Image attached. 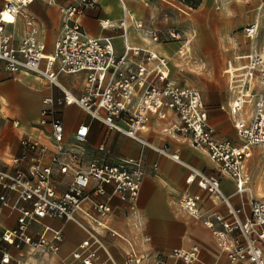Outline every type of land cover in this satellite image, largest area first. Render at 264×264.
I'll return each mask as SVG.
<instances>
[{
    "label": "crops",
    "instance_id": "0c3cea01",
    "mask_svg": "<svg viewBox=\"0 0 264 264\" xmlns=\"http://www.w3.org/2000/svg\"><path fill=\"white\" fill-rule=\"evenodd\" d=\"M75 1L33 0L16 15L13 24L5 25V31L18 43L29 31L26 20L30 18L36 29V40L44 44L45 54L49 53L63 32L64 19L60 8ZM97 2L79 16L80 25L86 33L100 38L109 36L117 55L123 53L127 42L166 56L169 77L183 85L190 86L180 80L182 76L192 74V70L202 71L212 86L210 91L200 92L208 124L213 127L217 137L228 138L234 143L241 142L233 124L236 115L230 112L229 107L233 97L227 89V76L223 74L228 62H242L239 56L264 52V0H200L193 8L177 0H125L126 12L118 0ZM123 19L126 21L125 34L118 27ZM101 20H108L111 26L102 25ZM137 22L142 24L141 28L136 26ZM251 23L258 26L255 33L249 36L244 28ZM167 27H174L188 39L184 54L177 52L183 41L165 35L162 40L154 41L144 33L146 30L161 31ZM210 62L213 63L211 67ZM221 68L223 74L220 76L224 84L220 87L207 74L211 70L219 72ZM84 76L83 72L60 73L58 79L71 92L80 95ZM60 92L45 79L32 73L0 72V165L6 171L14 170L10 157L22 154L28 156L18 165L23 171H27L32 164L29 157L35 152L23 149L20 144L22 137L34 138L43 144L46 150L42 164L49 162L54 153L55 141L51 125L40 124L39 117L45 106L42 100L51 97L55 101L60 97ZM136 100L134 96L131 106H135ZM54 105L59 109L58 114L65 128V148H79L84 151L86 158L97 156L122 161L127 157H141L143 160L144 177L134 201L112 194L108 199L111 211L99 216L92 208V203L94 200H106V195L92 194L84 198L81 208L75 211L76 218L94 230L101 240L104 249L98 250V256L104 264H134L132 253L142 257L139 264H156L157 261L161 264H181L172 250L176 247L188 248L192 244L199 246L203 261L209 264H232L227 260L225 249L203 223L204 217L212 211L226 214L224 204L218 196L200 189L195 180L188 182L187 177L192 169L216 176L225 194L233 193V179L220 174L217 164L209 158L205 148L193 144L188 135L170 134L167 129L169 124L178 121L170 110L166 111L165 118L149 114L147 131L142 136L151 145L165 146L169 152H177L179 160L144 147L120 132L108 131L100 121L91 119L76 104ZM247 109H250L249 105ZM80 123H87L89 130L86 140L77 143L73 139V132ZM100 143L105 144L106 151L97 149ZM253 153L255 159H251ZM263 156L264 147L255 145L251 147V156L246 161L250 191L255 197H264ZM153 164L158 168L153 169ZM68 180V174H59L55 169L53 182L57 192L66 189ZM107 190L110 191L109 186ZM190 193L200 194L198 214L195 216L188 214L181 204L182 197ZM1 194H5L10 203L16 198L15 192L0 186ZM231 200L233 204H238L235 196ZM88 213L100 218L105 226L96 224ZM18 214L16 209L4 205L0 209V231L15 227ZM45 225L61 230L62 240L57 243L58 250L49 248L53 240L51 233L47 232L46 241L40 247L22 244L16 248L8 245V253L31 264H68L71 250L86 237L87 229L73 220L45 216L32 222L28 233L37 237ZM145 236L149 240H145Z\"/></svg>",
    "mask_w": 264,
    "mask_h": 264
},
{
    "label": "built area",
    "instance_id": "2783aa9c",
    "mask_svg": "<svg viewBox=\"0 0 264 264\" xmlns=\"http://www.w3.org/2000/svg\"><path fill=\"white\" fill-rule=\"evenodd\" d=\"M33 0H0V72H27L45 79L61 91L55 101L45 97V106L40 111L39 123L51 125L55 141L54 153L47 164H42L46 147L34 138L22 137L20 144L25 151L35 152L27 171L18 167L28 156L10 157L13 171H6L0 165V186L16 193L10 203L5 194L0 195V209L10 206L18 211L16 225L0 231V263L31 264L12 257L8 245L19 248L22 244L40 247L51 233L52 251L58 250L62 240L60 229L45 225L37 237L28 233L29 225L41 218L60 217L73 220L86 228L88 234L71 250L68 264H104L99 259L98 250L104 249L97 234L80 222L75 211L81 208V201L93 195H106V200H94L92 208L97 215L104 216L111 211L108 199L113 194L122 199L134 201L144 177L141 157H127L122 161H112L102 157L86 158L79 148H65L64 127L59 117L57 105L76 104L91 119L100 121L110 131L120 132L158 153L179 160L177 152H169L165 146L151 145L142 133L147 131L149 114L166 117L170 110L178 119L168 126L171 135H188L191 142L205 148L209 158L217 164L220 174L233 179L234 191L225 194L219 178L192 169L187 181H196L200 189L219 197L226 208L222 212H210L203 220L225 249L229 263L264 264V197H255L249 187L250 174L246 161L251 156V147H264V52H251L239 56L242 62H228L224 68L227 89L232 94L230 112L236 115L234 125L241 137L240 143L216 136L207 122V111L197 88L178 83L169 77L164 57L148 48L132 46L125 42L123 53L117 55L109 36L97 37L86 33L79 22V16L86 8L94 7L97 0H76L60 8L63 17V32L55 42L53 51L45 54L44 44L36 40V29L29 18L26 20L28 33L18 43L5 31L7 23L13 24L16 15ZM126 12L125 0H118ZM4 10L11 13L13 21L2 17ZM101 22V21H100ZM125 20L118 27L125 34ZM102 25L111 26L106 20ZM136 26L141 28L140 22ZM257 26L251 23L244 28L247 35L255 33ZM151 40H162V36L183 41L177 52L184 54L189 42L183 33L174 27L161 31L146 30ZM84 73V85L80 95L67 89L58 79L60 73ZM134 96L135 106H131ZM247 105L250 109H247ZM248 115V117H246ZM16 122V121H14ZM73 132V139L80 143L88 135L89 125L80 123ZM100 143L98 150L106 151ZM152 168H158L156 164ZM68 174L67 187L57 192L53 174ZM110 187L108 192L107 187ZM238 199L232 203L231 197ZM200 194H185L181 199L183 209L190 215L198 214ZM96 224L105 223L96 215L88 213ZM149 240L148 236L144 237ZM197 244L188 248L176 247L172 250L181 264H209L200 257ZM142 257L132 253L134 264ZM156 264H161L157 261Z\"/></svg>",
    "mask_w": 264,
    "mask_h": 264
},
{
    "label": "rangeland",
    "instance_id": "374dc122",
    "mask_svg": "<svg viewBox=\"0 0 264 264\" xmlns=\"http://www.w3.org/2000/svg\"><path fill=\"white\" fill-rule=\"evenodd\" d=\"M177 1H180L182 3H184L185 5H188V7H192L191 5L185 3L183 0H177ZM193 8V7H192ZM102 21V20H101ZM212 62L209 63V67L212 66ZM224 66H222L223 68ZM222 68L219 70V72H216L217 70L215 71H209L210 74H207V75H210L209 77H212L213 78V81H217L218 85L221 87L222 84H224L223 82V78L220 76L222 75L223 73L221 72ZM192 74L190 75H184L182 76L183 78H181L180 80L182 82H186L188 83L190 86L192 87H197L201 94H202V91H210L211 90V85L210 83L208 82V79L206 78V76L203 74L202 71H199V70H192L191 72ZM219 73V74H218ZM224 76H226V74H223ZM233 124H234V121H233ZM241 140V139H240ZM254 154L252 155L251 159H255L254 157ZM250 159V160H251ZM263 161H264V156H263Z\"/></svg>",
    "mask_w": 264,
    "mask_h": 264
},
{
    "label": "bare ground",
    "instance_id": "6f19581e",
    "mask_svg": "<svg viewBox=\"0 0 264 264\" xmlns=\"http://www.w3.org/2000/svg\"><path fill=\"white\" fill-rule=\"evenodd\" d=\"M5 14H7V17L5 16ZM2 17H4L3 19L6 20L7 22L13 21V18H14V17H12L11 13H9L7 10L3 11ZM105 22H106V20L102 21L103 24ZM7 24H10V23H7ZM163 57H164L165 66H166L168 73H169L167 57L166 56H163ZM231 105H232V101H231ZM235 118H236V116H235ZM234 128H235V125H234ZM235 131H236V129H235ZM237 136L239 137V139H241V137L238 135V133H237ZM249 187H250V185H249Z\"/></svg>",
    "mask_w": 264,
    "mask_h": 264
},
{
    "label": "trees",
    "instance_id": "16d2710c",
    "mask_svg": "<svg viewBox=\"0 0 264 264\" xmlns=\"http://www.w3.org/2000/svg\"><path fill=\"white\" fill-rule=\"evenodd\" d=\"M185 3L191 5L192 7H196L200 0H183Z\"/></svg>",
    "mask_w": 264,
    "mask_h": 264
},
{
    "label": "snow or ice",
    "instance_id": "6c2138e0",
    "mask_svg": "<svg viewBox=\"0 0 264 264\" xmlns=\"http://www.w3.org/2000/svg\"><path fill=\"white\" fill-rule=\"evenodd\" d=\"M5 16L7 17V14H5Z\"/></svg>",
    "mask_w": 264,
    "mask_h": 264
}]
</instances>
